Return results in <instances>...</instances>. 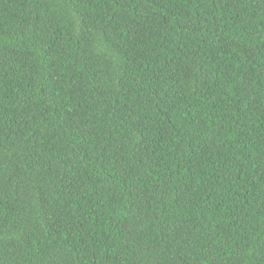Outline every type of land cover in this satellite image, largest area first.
<instances>
[{"label": "trees", "instance_id": "16d2710c", "mask_svg": "<svg viewBox=\"0 0 264 264\" xmlns=\"http://www.w3.org/2000/svg\"><path fill=\"white\" fill-rule=\"evenodd\" d=\"M0 264H264V0H0Z\"/></svg>", "mask_w": 264, "mask_h": 264}]
</instances>
